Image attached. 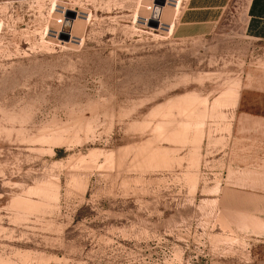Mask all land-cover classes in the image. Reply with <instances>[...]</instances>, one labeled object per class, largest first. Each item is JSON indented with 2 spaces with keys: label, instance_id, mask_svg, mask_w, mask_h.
Returning a JSON list of instances; mask_svg holds the SVG:
<instances>
[{
  "label": "rangeland",
  "instance_id": "1",
  "mask_svg": "<svg viewBox=\"0 0 264 264\" xmlns=\"http://www.w3.org/2000/svg\"><path fill=\"white\" fill-rule=\"evenodd\" d=\"M245 4L0 0V264H264Z\"/></svg>",
  "mask_w": 264,
  "mask_h": 264
},
{
  "label": "crops",
  "instance_id": "2",
  "mask_svg": "<svg viewBox=\"0 0 264 264\" xmlns=\"http://www.w3.org/2000/svg\"><path fill=\"white\" fill-rule=\"evenodd\" d=\"M218 1L220 2L221 0H218ZM217 7H221V6L208 5L207 7H203V8L209 9V8H217ZM244 9H245V14H246L245 31L247 33V36L255 40L257 43H260L259 46L264 49V0H246ZM262 64L264 65V55L260 59V64L256 65L255 68L250 69L249 74L257 70L262 72L260 74H263L264 66H262ZM256 79H258V77ZM247 91L260 92L261 90L250 89ZM262 92H264V90Z\"/></svg>",
  "mask_w": 264,
  "mask_h": 264
}]
</instances>
